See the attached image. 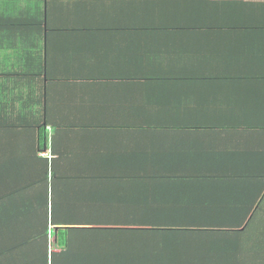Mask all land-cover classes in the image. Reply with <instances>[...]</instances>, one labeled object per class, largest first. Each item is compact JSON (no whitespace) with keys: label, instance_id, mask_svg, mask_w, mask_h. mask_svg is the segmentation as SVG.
<instances>
[{"label":"crops","instance_id":"crops-1","mask_svg":"<svg viewBox=\"0 0 264 264\" xmlns=\"http://www.w3.org/2000/svg\"><path fill=\"white\" fill-rule=\"evenodd\" d=\"M40 1L23 2L37 6L41 33L5 44L0 33V109L8 103L13 112L25 107L40 115L48 102L59 123L75 124L64 142L74 149L91 138L111 142L127 155L118 161L124 164L135 149L139 158L141 149L179 143L154 153L178 172L105 176L109 184L92 190L96 212L112 216L78 228L75 261L227 264L214 232L240 224L184 225L173 218L180 205L168 194L178 186L155 182L193 171L185 187L189 208L235 216L260 212L262 204L264 212V175L226 174L220 165L235 157L264 164V0ZM46 53L42 76H24L39 71ZM93 112L117 128L98 130L103 137L84 134L77 126ZM46 131L38 155L49 158ZM148 135L155 138L150 145ZM139 159L133 163L143 165Z\"/></svg>","mask_w":264,"mask_h":264},{"label":"trees","instance_id":"trees-1","mask_svg":"<svg viewBox=\"0 0 264 264\" xmlns=\"http://www.w3.org/2000/svg\"><path fill=\"white\" fill-rule=\"evenodd\" d=\"M23 1L0 2V33L3 35V44L11 40L18 42L20 38L23 41L27 33L43 31L44 21L37 6L32 5V2L26 5ZM46 28L52 31L50 25ZM47 57L48 53L45 64L40 63L37 66L39 71L31 69L24 76L32 79L42 76L48 65ZM45 77H48L47 74ZM24 108L13 112L10 104L6 103L0 109V264H81L75 261L72 254L75 235L83 232L78 228L98 222L100 218L105 221L106 217L112 216L96 212L99 211L98 199L92 197L94 188L109 184L103 181L105 176L111 178L112 175L125 173L156 174L180 170L170 164V159L162 158L158 161L154 154L156 151L161 153V149L174 150L179 143H172L171 147L166 148L148 146L149 148L140 150V159L135 156V149L130 152L131 164H124L118 161L127 155H122L124 152L120 146H113L111 142L100 146L94 144L95 141L90 137V142L76 149L69 142H64L68 140L67 133L72 129L71 125L75 124L59 123L55 115L49 113L48 102H45L44 112L40 115L32 110L27 113ZM84 117L88 122L77 126L84 134L97 137L101 134L98 130L117 128L115 123L102 119L97 113L93 112L91 116ZM142 126L139 127L145 132L154 129V126ZM163 128L165 127H160ZM46 129H50L49 158L38 155L45 152ZM99 137H103V133ZM153 142L155 138L148 135V145ZM95 145L98 148L93 149ZM142 146L139 143V147ZM144 155L147 157L141 160ZM235 158L221 159L220 165L224 169L221 172L264 175V164H249ZM136 159L144 164H134ZM178 162L189 163L186 160ZM192 172L182 173L181 177L166 178L164 182H155L159 185L164 183L163 186L167 187L173 184L178 186V189L171 187L168 193L180 205V212L172 215L173 218L184 225L196 227L212 221L216 224L218 221L220 224L227 222L232 227L240 224L235 231L219 232L220 234L214 232L218 235L215 238L222 240L219 250L224 249L228 255L227 264H264L262 204L258 208L260 212L243 215L198 213L196 208H200L194 203L189 208L186 200L185 187L191 181L188 180L196 178L190 176ZM91 210L94 212H90ZM241 227L244 229L239 231Z\"/></svg>","mask_w":264,"mask_h":264}]
</instances>
